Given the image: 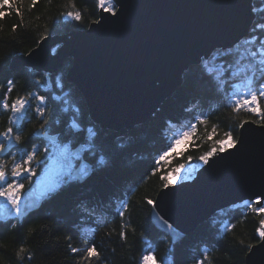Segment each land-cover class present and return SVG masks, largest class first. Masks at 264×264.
<instances>
[{
  "label": "trees",
  "instance_id": "1",
  "mask_svg": "<svg viewBox=\"0 0 264 264\" xmlns=\"http://www.w3.org/2000/svg\"><path fill=\"white\" fill-rule=\"evenodd\" d=\"M9 3L13 4V0H9ZM253 8L257 9L256 17L249 36L237 44L241 48L244 40L251 36L264 38V30L256 27L264 24V11H261L264 0H253ZM0 11L6 13L0 19V100L7 92L9 79L15 84L9 103L31 91L44 95L49 122L58 119L60 123L56 130L64 134L62 139H73L67 133L71 113H64L62 102L54 97L71 96L82 110V124L91 121L81 92L65 79L71 60L67 59L63 67L50 76L51 84L46 83L44 88L37 87L35 83L42 77L41 82H47L43 72L26 66L9 65L16 54H27L34 49L42 36L86 28L98 18L99 8L95 0H37L34 6L32 0H14L12 7L6 5ZM68 11H80L82 22L66 20L64 14ZM13 26H16L15 30ZM226 60L233 63L235 57L230 56ZM201 72L200 64L190 66L177 89L146 120L131 128L112 130L94 125L99 133L97 154L103 155L109 166L95 171L84 182L62 187L21 220L0 221V264H141L142 257L150 251L155 252L162 264H195L196 259L202 258L205 249L208 250L205 264H244L249 247L260 238L256 231L258 222L264 219V214L253 212L245 202L215 212L175 242L154 226L150 220L151 205L145 203V198L154 200L158 190L163 187L162 176L181 165L198 163L199 157L214 147L219 149L218 142L228 138L225 133L229 131L235 140L241 122L252 120L264 125L259 114L251 113L247 108L237 112L234 102L230 100L233 92L231 85L243 84L245 77L230 81L221 92L208 78L201 77ZM57 77L61 78L63 89L56 87ZM49 88L51 91H48ZM239 91L246 92L247 89L241 88ZM185 99L188 100L186 103ZM30 102L35 106L39 103L35 99ZM259 103L264 109V98H260ZM201 114L207 116V123H197L194 117ZM31 115L18 146L21 152L15 153L17 161L24 152L31 150L30 144L38 141L32 133L41 120ZM11 116V111L0 109V132L9 126L15 131V126L9 123ZM173 121L180 126L172 125ZM190 124H196L195 131ZM181 129L191 132L185 149L170 152L152 174L155 159L168 150L169 140L178 137ZM78 135L76 137L79 139L85 138L83 133ZM39 143L40 164H33L36 173L32 177L42 171L40 165H43L46 157L51 156V151L43 152L46 144ZM97 154L95 152L96 158ZM95 155L86 153L93 162ZM2 159L8 162L10 168L11 156L5 155ZM122 202L129 205L124 218L117 214ZM228 224H235L236 227L225 231ZM30 229H34L31 235ZM121 231L127 232L126 240L121 238ZM93 243L100 252V258L89 261L85 251ZM21 246L29 249L31 259L27 253L23 260L19 259L16 253ZM72 247L80 251L72 253Z\"/></svg>",
  "mask_w": 264,
  "mask_h": 264
},
{
  "label": "water",
  "instance_id": "2",
  "mask_svg": "<svg viewBox=\"0 0 264 264\" xmlns=\"http://www.w3.org/2000/svg\"><path fill=\"white\" fill-rule=\"evenodd\" d=\"M116 7V16L99 9V24L45 35L33 55L16 54L10 62L49 77L70 59L66 81L81 92L91 122L107 129L146 120L190 66L247 38L256 17L253 0H119ZM245 121L234 148L217 149L191 179L158 190L150 220L173 242L223 208L257 196L262 197L257 207L263 205L264 125ZM34 190L38 193L36 182L23 197ZM244 264H264V239L249 247Z\"/></svg>",
  "mask_w": 264,
  "mask_h": 264
},
{
  "label": "snow or ice",
  "instance_id": "3",
  "mask_svg": "<svg viewBox=\"0 0 264 264\" xmlns=\"http://www.w3.org/2000/svg\"><path fill=\"white\" fill-rule=\"evenodd\" d=\"M119 0H95L96 6L102 9L104 12L110 13L113 17L117 14L116 4ZM37 0H32V5L34 6ZM14 4V0H13ZM13 4L9 3V0H0V9H3L6 5L12 7ZM17 13H20L19 8L16 9ZM257 11V9H253ZM264 11V9H261ZM6 13L0 11V19L4 17ZM66 20L82 22V14L80 11H68L64 14ZM95 24H99L100 20L93 21ZM259 29L264 30V24H259L256 26ZM16 26H13L15 30ZM46 37H41L45 39ZM259 44L257 45V42ZM33 52H29L28 55H33ZM234 56L235 60L233 63H228L226 58ZM201 77L208 78L218 91L223 92L226 86L229 85L230 81H233L241 76L245 77V82L243 84L236 83L232 84L233 92L230 100L234 102L235 110L238 112L241 108H247L248 111L254 114H259L261 120H264V109L261 108L259 100L264 98V38L259 36H251L244 40L243 47L239 45L234 48H227L223 50H218L208 57L204 58L200 62ZM43 77L41 78V80ZM41 80H37L36 86L39 88H44L45 83ZM7 92L3 94V99L0 100V109L5 111H11L12 116L9 119L10 125L15 126V131L12 126H9L5 131L0 132V157L5 155L11 156L12 162L9 168L8 162L0 158V220H7L10 217H15L17 219L26 216L30 213L36 206L40 199L47 198L51 194L56 193L64 185H69L72 182H83L90 175L94 174L97 170H102L103 168L109 166L105 161L103 155L100 156L98 161L87 162L85 160V153H90L95 155L97 150V141L99 139V133L95 126L87 127V137L84 141L80 142L79 148L73 150V145L75 143V137L83 132L84 126L81 123L83 120V113L80 107L76 106L73 102L71 96H56L54 99L56 101L62 102V111L64 113H71L70 119L67 124V133L70 134L73 139L63 140L64 135L56 130V126L59 125L60 121L58 119H53L50 123L48 117L46 116L47 104L46 97L44 95H39L35 91L28 92L26 96H17L15 99L9 103L10 94L15 87L13 80H8ZM56 87L63 89L64 84L60 77L56 78ZM247 89L246 92H240L239 89ZM256 88V90H253ZM35 99L39 103L35 107V112L41 122L39 127L32 133L33 138H41L46 142V146L43 148L44 153L51 151V163L52 168L50 169L52 175L49 180L44 182L37 193L35 190L32 194L27 197L22 196V191L25 188L24 183L20 180L31 181L32 176L36 173V168L33 166H39L40 161L38 159V153L40 148L37 145H33L30 151H26L22 154L21 159L17 161L15 153L11 149L18 147L23 139L25 124L29 121L28 112L30 110V101ZM197 123H207V116L201 114L194 117ZM244 123H247L246 121ZM238 127H243V123L239 124ZM190 128L195 131L196 124H190ZM228 137L227 139L218 142L219 151L225 152L229 148H234L237 141L232 139V132L229 131L225 133ZM190 136V132H183L180 134L179 138H175L174 141L168 146V150L164 151L159 155L155 161V167L152 169V174L159 169L160 162L167 157L170 152L175 150L176 145L182 142L183 138ZM100 147H103L102 145ZM217 152L214 147L206 155L199 157V159L204 163L208 164L209 159ZM46 163L48 157L45 158ZM181 165L175 168V176L169 174L162 176L161 179L164 181L163 188L167 189L174 187L176 183L182 176ZM262 197L257 196L255 200L250 202H245L248 207L257 214H264V206H259ZM145 203L151 205L153 209L156 208L157 203L155 200L150 198H145ZM129 205L127 202H122L120 209L118 210V215L121 218L125 217L126 211ZM155 216V213H153ZM156 219L160 221L165 228H172L163 217L156 216ZM259 226L256 231L259 233L260 238L264 239V219H260L258 222ZM14 228L15 225L13 224ZM236 227L235 224H228L225 226V231H231ZM34 229L29 230V235H31ZM87 231V230H86ZM120 236L122 239H127V232L121 231ZM241 244L244 241H240ZM150 246V244H149ZM80 249L76 247L71 248L72 253H76ZM28 254V258L31 259L32 253L25 246H21L16 255L20 260L25 258L24 254ZM85 257L91 261L93 258L99 259L100 252L97 249L95 243L87 247L85 251ZM208 259V250L205 249L202 253V258H198L195 264H205V260ZM141 264H162L160 260L157 259L154 251L148 252L147 255L142 257ZM165 264H170V262H165Z\"/></svg>",
  "mask_w": 264,
  "mask_h": 264
},
{
  "label": "rangeland",
  "instance_id": "4",
  "mask_svg": "<svg viewBox=\"0 0 264 264\" xmlns=\"http://www.w3.org/2000/svg\"><path fill=\"white\" fill-rule=\"evenodd\" d=\"M241 42V41H240ZM239 42V43H240ZM238 44V43H237ZM236 44V45H237ZM10 66V65H9ZM58 71V70H57ZM57 71H56V73H57ZM37 72V71H36ZM43 74H47L46 72H43ZM168 98V97H167ZM186 100V99H185ZM184 100V101H185ZM188 100H186L185 101V103L187 102ZM89 116V115H88ZM91 121V120H90ZM90 124H93V122H91V123H87V125H88V127L89 126H92V125H90ZM93 125H95V124H93ZM102 128V127H101ZM118 128H115V130H117ZM112 130H114V129H112ZM183 132H190L189 130H184V131H182L181 133H183ZM180 133V134H181ZM190 134H191V132H190ZM87 136V135H86ZM85 136V137H86ZM180 137V135L178 136V137H174L173 139H171V140H169L170 142H169V145L174 141V139L175 138H179ZM72 139V138H71ZM86 139V138H85ZM227 139V138H226ZM190 140V136L189 137H187V138H183L182 139V142L180 143V144H178V145H176V147H175V149L177 150V151H182V150H184L185 149V147H186V142L187 141H189ZM225 140V139H224ZM31 145V147L33 146V145H35V144H30ZM30 151V150H29ZM97 153H99V151H98V149L96 150V154ZM91 156V155H90ZM89 156V157H90ZM97 156H98V158H96V155H95V158H94V160L95 161H98L99 160V158H100V156H101V154L99 155V154H97ZM89 161L90 162H93V161H91L90 159H89ZM198 163H194V162H191V163H189V164H185V165H183L184 166V168L182 169V176H181V178L179 179V181L178 182H180V181H183V180H188V179H191L193 176H194V174H195V171L203 164V162L200 160V161H197ZM41 166V170L42 171H40V172H38V176H36V177H34L35 179H37V181H38V184H37V191L39 192V189H40V187L42 186V184L44 183V182H46L47 180H49L50 178H51V175H52V173H51V171H50V169L52 168V163H51V156H49L48 157V160H47V163H46V159L44 160V162H43V165L41 164L40 165ZM169 174H171V175H173V176H175V172L174 171H170L169 173H168V175ZM177 182V183H178Z\"/></svg>",
  "mask_w": 264,
  "mask_h": 264
},
{
  "label": "flooded vegetation",
  "instance_id": "5",
  "mask_svg": "<svg viewBox=\"0 0 264 264\" xmlns=\"http://www.w3.org/2000/svg\"><path fill=\"white\" fill-rule=\"evenodd\" d=\"M45 75V78H46V81H47V83H48V85H50L51 84V81H50V79H47V74H44ZM48 91H51V88H49L48 89ZM30 105H31V107H30V110H29V112H28V116H29V118H30V116L32 117V115L31 114H33L35 117H37L38 115L36 114V112H35V105L33 104V103H31L30 102ZM39 118V117H38ZM40 120H41V118H39ZM86 121H84V124H83V126H84V131L83 132H81V133H83L84 134V137L87 135V131H86V129H87V127H88V125H87V122L85 123ZM82 123V122H81ZM39 127V126H38ZM38 127H36L35 128V130L38 128ZM34 130V131H35ZM78 136H80V135H78ZM87 137V136H86ZM85 137V138H86ZM85 138L84 139H79L78 137H75L74 139H75V143H74V145H73V150L75 151V150H77L78 149V147H79V144H80V142H82V141H84L85 140ZM38 141H34V143L33 144H35V145H39L38 144V142H43V143H45L46 144V142L43 140V139H41V138H36ZM79 139V140H78ZM17 150V151H16ZM11 151L13 152V153H20L21 151L19 150V148L18 147H15V148H13V149H11ZM84 156H85V159L86 160H88L89 161V157L88 156H86V153L84 154ZM0 158H2V157H0ZM90 162V161H89ZM36 176H38V175H36ZM36 176H34V177H36ZM34 177H32V179H31V181H27V180H23V179H21L20 180V182L21 183H24V185H25V188L23 189V191H22V196H23V193H24V191L26 190V188L27 187H29L33 182H36V188H37V184H38V181H37V179H35ZM37 178V177H36ZM74 183H79V182H72L71 184H69V185H64L63 187H67V186H70V185H72V184H74ZM3 199V198H2ZM8 219H15V217H10V218H8ZM18 220V219H17ZM0 221H6V220H0Z\"/></svg>",
  "mask_w": 264,
  "mask_h": 264
},
{
  "label": "bare ground",
  "instance_id": "6",
  "mask_svg": "<svg viewBox=\"0 0 264 264\" xmlns=\"http://www.w3.org/2000/svg\"><path fill=\"white\" fill-rule=\"evenodd\" d=\"M53 51H55V48H53ZM70 66V65H69ZM63 67V66H62ZM62 67H60V68H62ZM59 68V69H60ZM51 76V75H50ZM50 76L48 77V74H47V79H50ZM137 124V123H136ZM136 124H134V125H136ZM172 125H174V126H176V127H179L180 125H179V123L178 122H176V121H173L172 123H171ZM123 128H131V127H125V126H123ZM115 130V129H114ZM182 131H184V129H181ZM181 131V132H182ZM43 143V142H42ZM45 144V143H44ZM39 145H40V143H39Z\"/></svg>",
  "mask_w": 264,
  "mask_h": 264
}]
</instances>
